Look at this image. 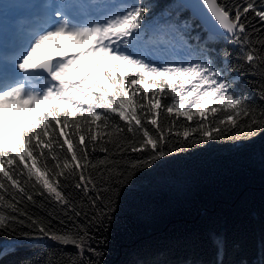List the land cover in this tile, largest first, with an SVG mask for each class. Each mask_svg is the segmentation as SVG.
<instances>
[{
    "label": "snow or ice",
    "instance_id": "6c2138e0",
    "mask_svg": "<svg viewBox=\"0 0 264 264\" xmlns=\"http://www.w3.org/2000/svg\"><path fill=\"white\" fill-rule=\"evenodd\" d=\"M201 3L212 25L208 40L227 33L230 43L242 47L244 61L264 76V29L253 28L261 33L255 43L248 31L250 12L264 24V0ZM113 7L88 26L71 22L58 9L53 13L60 18L58 23L38 27L22 50L10 60H0V230L26 226L32 231L24 232L25 236L35 234L36 239L74 247L76 253H62L66 264H92L84 259L86 251L95 253L89 243L90 228L108 218L120 186L138 170L174 153L178 145L182 151L187 143L201 144L229 134L250 138L264 132V107L235 92L211 60L165 61L157 66L143 53L130 50L142 39L146 5L135 0ZM58 36L73 37L90 47L31 63L37 50ZM58 46L63 50L69 44ZM88 56H110L138 71L128 77L127 88L123 78L113 77L111 71L103 72L101 81L87 67L84 58ZM72 72L83 75L68 79ZM145 83L156 86L159 97L155 92L149 96L143 88L132 89ZM137 91L143 95L137 96ZM257 95L264 102V84ZM161 99L165 100L162 112ZM34 110L37 115H30ZM180 117L185 121L179 122ZM194 117L199 119L193 123ZM97 150L105 154L103 158L92 156ZM133 153L139 155L133 157ZM73 188L80 199L66 191ZM36 195L56 202L62 216L53 210L47 217H34L19 207L25 200L35 206ZM85 203L94 210L91 215L84 210ZM52 220L60 227L53 228ZM60 259L45 264H59Z\"/></svg>",
    "mask_w": 264,
    "mask_h": 264
},
{
    "label": "trees",
    "instance_id": "16d2710c",
    "mask_svg": "<svg viewBox=\"0 0 264 264\" xmlns=\"http://www.w3.org/2000/svg\"><path fill=\"white\" fill-rule=\"evenodd\" d=\"M139 2L148 8L140 41L162 40L172 43L192 60H211L214 67L223 70L235 92L264 107L257 95L264 76L244 61L240 45L230 43L226 37L208 40V32L176 0ZM225 2L234 5L242 0ZM248 19L252 25L248 31L255 43L261 33L253 28L264 29V24L251 12ZM149 26L154 29L150 30ZM101 61L114 66L115 70L107 71L113 77H122L126 88L128 77L138 71L113 58L89 57L87 62L97 69ZM117 63L124 72L116 70ZM93 67L89 68L92 72ZM96 79L104 81L105 77ZM141 88L149 96L155 92L159 97L156 86L132 85V89ZM140 95L143 93L137 91V96ZM165 95H169L167 89ZM164 104L165 100L161 99V112ZM61 107L68 105L61 104ZM160 119L164 120L165 116L162 114ZM197 119L194 117L193 123ZM184 121V117L179 118V122ZM115 122L124 124L118 118ZM96 130L93 126V131ZM67 131L70 133L71 129ZM179 147L156 164L138 170L120 186L108 218L90 228L89 243L95 253L86 251L85 261L91 260L92 264H264V132L250 138H233L229 134L201 144L187 143L182 151ZM104 155L98 150L92 153L96 159ZM131 155L135 157L139 153ZM66 191L81 198L74 188ZM45 194L50 199L46 190ZM35 199V206L25 200L19 207L34 217H47L53 210L62 216L56 202L49 203V199L39 195ZM84 210L89 215L94 211L87 203ZM12 227L15 231L0 230V264H45L56 257L61 258L59 264H66L62 253H76L72 246L62 247L49 239H36L35 234L23 235L32 231L26 226ZM52 227L60 225L52 220Z\"/></svg>",
    "mask_w": 264,
    "mask_h": 264
},
{
    "label": "rangeland",
    "instance_id": "374dc122",
    "mask_svg": "<svg viewBox=\"0 0 264 264\" xmlns=\"http://www.w3.org/2000/svg\"><path fill=\"white\" fill-rule=\"evenodd\" d=\"M13 1V0H10ZM24 1V0H23ZM33 1V0H32ZM36 3H38L39 0H34ZM57 0H55L56 2ZM61 1V0H60ZM80 3V0H77ZM85 2V4H88L91 0H83ZM108 1H112L111 6H115V5H122V4H127V3H132L135 2V0H107ZM27 5L26 1L23 5V7L21 9H24V7ZM19 10V9H17ZM114 7L110 10L113 11ZM15 23V21L9 20L8 16L5 18H0V47L2 44V35L4 33H6L7 29H10L11 25H13ZM64 41H66L65 37L62 38H58V39H52L51 41H47L45 42L44 45L41 46V48H39L37 50V52L34 54L33 59L31 61L32 62H40L45 58L48 57H55L58 56L62 53L64 54H74V53H78V51H75V49L71 46H76V42L73 41L72 43H69V46L67 48H64L63 50H58V45L62 44ZM57 47V48H55ZM48 48H55V50H50L46 53H44L45 49ZM132 51H135L137 53H143V55H145L148 59L150 60H154L157 62V66L165 61H174V58L176 57V52H174V50L170 47L167 46L165 43H162L160 41L157 42H148L146 44H141L138 43L137 45H134V47L132 49H130ZM102 58V57H101ZM180 59H182V56H179ZM178 60V58L176 59ZM183 61H189V58L184 57ZM85 63L87 65V59L85 60ZM118 64V63H117ZM90 66H94L93 64H90ZM109 69H113L115 70L114 66L112 64H109L107 61H101L99 67L96 69L95 67L92 69L93 73L95 74L96 78H100L102 76V73L109 70ZM120 72H124L123 69H116ZM79 73L77 72V74L75 76H73V73H71L68 77V79H72L74 77H77ZM187 87V85H186Z\"/></svg>",
    "mask_w": 264,
    "mask_h": 264
},
{
    "label": "water",
    "instance_id": "95a60500",
    "mask_svg": "<svg viewBox=\"0 0 264 264\" xmlns=\"http://www.w3.org/2000/svg\"><path fill=\"white\" fill-rule=\"evenodd\" d=\"M181 4L191 15L198 21L201 26L208 32L212 27L206 8L202 5L201 0H176ZM222 31V30H221ZM219 37L230 38L227 33L220 35Z\"/></svg>",
    "mask_w": 264,
    "mask_h": 264
},
{
    "label": "bare ground",
    "instance_id": "6f19581e",
    "mask_svg": "<svg viewBox=\"0 0 264 264\" xmlns=\"http://www.w3.org/2000/svg\"><path fill=\"white\" fill-rule=\"evenodd\" d=\"M82 21H84V20H80V22H82ZM50 50H55V48L53 49V48H48V49H45L44 50V53H46V52H48V51H50ZM34 63V62H33Z\"/></svg>",
    "mask_w": 264,
    "mask_h": 264
}]
</instances>
